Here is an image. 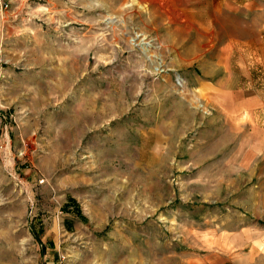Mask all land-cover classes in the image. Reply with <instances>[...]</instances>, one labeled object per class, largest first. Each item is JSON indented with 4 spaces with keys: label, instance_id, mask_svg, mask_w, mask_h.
Returning a JSON list of instances; mask_svg holds the SVG:
<instances>
[{
    "label": "rangeland",
    "instance_id": "rangeland-1",
    "mask_svg": "<svg viewBox=\"0 0 264 264\" xmlns=\"http://www.w3.org/2000/svg\"><path fill=\"white\" fill-rule=\"evenodd\" d=\"M0 264H264V0H0Z\"/></svg>",
    "mask_w": 264,
    "mask_h": 264
},
{
    "label": "bare ground",
    "instance_id": "bare-ground-1",
    "mask_svg": "<svg viewBox=\"0 0 264 264\" xmlns=\"http://www.w3.org/2000/svg\"><path fill=\"white\" fill-rule=\"evenodd\" d=\"M181 81H182V80H181ZM181 81H180V82H181Z\"/></svg>",
    "mask_w": 264,
    "mask_h": 264
}]
</instances>
